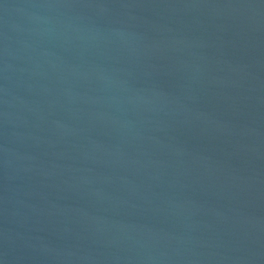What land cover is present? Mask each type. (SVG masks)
Wrapping results in <instances>:
<instances>
[{"label": "water", "instance_id": "water-1", "mask_svg": "<svg viewBox=\"0 0 264 264\" xmlns=\"http://www.w3.org/2000/svg\"><path fill=\"white\" fill-rule=\"evenodd\" d=\"M2 264H264V0H0Z\"/></svg>", "mask_w": 264, "mask_h": 264}, {"label": "clouds", "instance_id": "clouds-1", "mask_svg": "<svg viewBox=\"0 0 264 264\" xmlns=\"http://www.w3.org/2000/svg\"><path fill=\"white\" fill-rule=\"evenodd\" d=\"M0 264H2V261H0Z\"/></svg>", "mask_w": 264, "mask_h": 264}]
</instances>
